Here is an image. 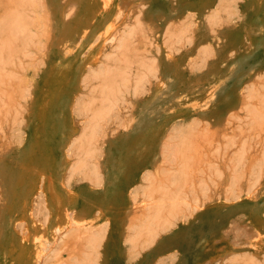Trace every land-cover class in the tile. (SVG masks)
<instances>
[{
	"label": "rangeland",
	"instance_id": "obj_1",
	"mask_svg": "<svg viewBox=\"0 0 264 264\" xmlns=\"http://www.w3.org/2000/svg\"><path fill=\"white\" fill-rule=\"evenodd\" d=\"M123 48L132 51L125 55ZM262 96L264 0H0V264H20L34 254H40L38 264H66L75 235L91 236L92 245L70 264H264ZM257 119L260 136L255 131L248 139ZM211 131L216 155L204 160L187 189L202 207L167 204L163 211L179 214L161 230L151 224L156 208L149 209L146 223L135 222L121 238L104 219L113 212L99 214L86 227L73 220L72 213L91 195L126 196L129 183L143 193L146 181H178V152L194 132ZM136 136L150 139L145 146L155 154L147 173L127 178L120 170L125 156L120 145ZM38 143L52 154L53 182L72 208L68 229L50 227L44 191L31 211L12 209V175L26 169L21 154ZM248 186L256 189L250 197Z\"/></svg>",
	"mask_w": 264,
	"mask_h": 264
},
{
	"label": "bare ground",
	"instance_id": "obj_2",
	"mask_svg": "<svg viewBox=\"0 0 264 264\" xmlns=\"http://www.w3.org/2000/svg\"><path fill=\"white\" fill-rule=\"evenodd\" d=\"M209 1H214V0H209ZM142 4V3H141ZM107 5V4H106ZM107 7H108V5H107ZM222 9V8H221ZM73 10V9H72ZM131 10V9H130ZM215 10H216V8H215ZM130 12V11H129ZM130 14H132V12L130 13ZM140 14H141V11H140ZM70 15H71V13H70ZM188 15H189V13H188ZM134 16H135V14H134ZM138 16H140V15H138ZM137 16V17H138ZM185 16V15H184ZM192 16V15H191ZM129 17V16H128ZM128 17H127V19H128ZM141 17V16H140ZM190 17V16H189ZM134 18V17H133ZM76 19V18H75ZM210 19V18H209ZM213 19V18H212ZM135 20V19H134ZM218 20V19H217ZM131 22V21H130ZM208 22V21H207ZM90 23V22H89ZM169 23V22H168ZM91 24V23H90ZM129 24V23H128ZM128 24H127V26H128ZM142 24V23H141ZM126 25V24H125ZM133 25V24H132ZM111 26V25H110ZM123 26H124V24H123ZM141 26V25H140ZM86 27V24H84V26L82 27V29L81 30H83L84 28ZM126 27V26H125ZM166 27H167V25H166ZM187 27V26H186ZM128 28H130V27H128ZM144 28H145V26H144ZM180 28V27H179ZM107 29V28H106ZM110 29V28H109ZM123 29V28H122ZM166 29V28H165ZM80 30V31H81ZM108 30V29H107ZM142 30H144L143 28H142ZM109 31V30H108ZM120 31V30H119ZM122 31V30H121ZM123 31H124V29H123ZM147 31H149L148 30V27H147ZM151 31V30H150ZM242 31H243V35H246L248 32H246V30L245 29H242ZM79 32V31H78ZM178 32V31H177ZM186 32V31H185ZM188 32V31H187ZM157 33V32H156ZM165 33H166V30H165ZM168 33H169V31H168ZM180 33H181V31H180ZM114 34V33H113ZM125 34V33H124ZM127 35H128V33H126ZM178 34V33H177ZM176 34V35H177ZM99 35V34H98ZM130 35V34H129ZM132 35V34H131ZM165 35V34H164ZM169 35V34H168ZM167 35V36H168ZM175 35V36H176ZM125 36V35H124ZM156 36H157V34H156ZM166 36V35H165ZM170 37H171V32H170V35H169ZM182 36V35H181ZM122 37V36H121ZM129 37V36H128ZM130 37H132V36H130ZM130 37H129V39H130ZM136 37V36H135ZM158 37V36H157ZM133 38V37H132ZM153 38V37H152ZM118 39V38H117ZM122 39V38H121ZM123 39H128V38H123ZM134 39V38H133ZM188 39V38H187ZM113 40H114V38H113ZM142 40H143V38H142ZM189 40V39H188ZM79 41V40H78ZM116 41H118V40H116ZM119 41H121V40H119ZM132 41V40H131ZM131 41H129V42H131ZM134 41H135V39H134ZM154 41V40H153ZM237 41H242V38H239ZM114 42V41H113ZM125 42V41H124ZM128 41H126V44H128L127 43ZM140 42H142V41H140ZM117 43V42H116ZM168 43V42H167ZM167 43H166V45H167ZM111 44H112V42H111ZM119 44V43H118ZM171 44V43H170ZM172 44H175V43H172ZM172 44H171V46H172ZM122 45V44H121ZM123 45H125V44H123ZM122 45V46H123ZM130 46H131V44H130ZM170 46V47H171ZM126 47H127V45H126ZM167 47V46H166ZM165 47V48H166ZM173 47V46H172ZM171 47V48H172ZM229 47H230V45H229ZM112 48V47H111ZM111 48H110V50H111ZM114 48V47H113ZM115 48H116V46H115ZM128 48V47H127ZM126 48V49H127ZM169 48V47H168ZM107 49V48H106ZM119 49V48H118ZM120 49H122L121 47H120ZM119 49V50H120ZM125 48H123V50L122 51H125L124 53H125V55H127L126 54V49L124 50ZM170 49V48H169ZM169 49H166V50H169ZM113 50H116V49H113ZM128 50V49H127ZM101 52H102V50H100ZM129 52L130 51H132V50H128ZM171 51V50H170ZM170 51H168L169 53H170ZM118 53H119V51H117ZM123 53V52H122ZM123 53V54H124ZM128 53V52H127ZM134 53H136L135 52V50H134ZM107 54H108V52H107ZM110 54V53H109ZM115 54V53H114ZM113 54V55H114ZM120 54V53H119ZM137 54V53H136ZM135 54V55H136ZM174 54H176L175 52H174ZM3 55V54H2ZM103 55V54H102ZM111 55H112V52H111ZM118 54H115L113 57H117L116 59H118V56H117ZM122 55V54H121ZM129 55V54H128ZM133 55V54H132ZM138 55V54H137ZM136 55V56H137ZM167 56L169 55L168 53L166 54ZM172 55V54H171ZM4 56V55H3ZM120 56V55H119ZM135 56V57H136ZM142 56V55H141ZM104 57H107V55H104ZM104 57L102 58V59H104ZM138 58H139V56H137ZM143 57V56H142ZM166 57V56H165ZM169 57H170V55H169ZM168 57V58H169ZM101 58V57H100ZM124 58H126L125 56H124ZM127 58L128 59H131V58H129V56H127ZM1 59H5L4 57L3 58H1ZM107 59V58H106ZM105 59V60H106ZM119 59H120V57H119ZM123 59V58H122ZM137 59V58H136ZM141 59V58H140ZM139 59V60H140ZM166 59V58H165ZM169 59H171V58H169ZM152 60V59H151ZM109 61V60H108ZM127 61V60H126ZM145 61V60H144ZM153 61V60H152ZM113 62V61H112ZM134 62V61H133ZM138 62V61H137ZM150 62V61H149ZM2 63V62H1ZM100 63V62H99ZM109 63V62H108ZM128 64H129V60H128V62H127ZM146 63V62H145ZM106 64V63H105ZM144 64V63H143ZM142 64V65H143ZM148 63H146V65H147ZM153 65H155L154 63H152ZM99 65V64H98ZM100 65H102V64H100ZM103 66V65H102ZM123 66H126L125 64L123 65ZM130 66H132V65H130ZM150 66H151V64H150ZM104 67V66H103ZM133 67V66H132ZM153 67V66H152ZM126 68H128V66L126 67ZM125 68V69H126ZM154 68V67H153ZM18 69V68H17ZM103 69V68H102ZM105 69V68H104ZM106 69H110L109 68V66H108V68H106ZM152 69V68H151ZM156 69V68H155ZM111 70V69H110ZM144 70V69H143ZM147 70H148V68H147ZM100 71V70H99ZM108 71V73L110 74V72L111 71H109V70H107ZM127 71V70H126ZM129 71H130V69H129ZM136 71H138V69L136 70ZM136 71H134V73L136 72ZM146 71V70H145ZM104 72V71H103ZM114 73H115V71H113ZM100 73V72H99ZM114 73H112V74H114ZM128 73V72H127ZM97 74H98V71H97ZM102 74V73H101ZM101 74L99 75V76H101ZM104 74H106L105 72H104ZM125 74V73H124ZM103 76V75H102ZM109 76V75H108ZM123 76V75H122ZM124 76H127L126 74L124 75ZM3 77V76H2ZM258 85V84H257ZM15 87V86H14ZM263 94V93H262ZM245 95V94H244ZM246 96V95H245ZM262 97H264V96H262ZM248 98V97H247ZM250 100V99H249ZM260 100V99H259ZM248 101V100H247ZM264 104V103H263ZM9 105H10V103H9ZM251 105V104H250ZM249 105V106H250ZM97 106V105H96ZM243 106V105H242ZM246 106H248L247 104H246ZM248 106V107H249ZM256 106H258V105H256ZM260 107L262 106V105H259ZM245 107V106H244ZM96 108V107H95ZM243 108V107H242ZM241 108V109H242ZM108 109V108H107ZM240 109V110H241ZM245 109V108H244ZM243 109V110H244ZM256 109V107L254 108V110ZM51 110V109H50ZM54 110V109H53ZM84 110V109H83ZM239 110V109H238ZM239 110V111H240ZM242 110V111H243ZM246 110H248V109H246ZM257 110V109H256ZM260 111H261V109H260ZM259 111V112H260ZM264 111V110H263ZM96 112V111H95ZM233 113V112H232ZM246 113V112H245ZM261 113V112H260ZM264 113V112H263ZM262 113V114H263ZM96 114V113H95ZM101 114H102V112H101ZM104 114V113H103ZM230 114H231V112H230ZM246 114H250V113H246ZM81 115V114H80ZM92 115V114H91ZM236 115V114H235ZM235 115H233V116H235ZM259 115V114H258ZM258 115H257V117H258ZM102 116V115H101ZM100 116V117H101ZM106 116H109V115H106ZM231 116H232V114H231ZM230 116V117H231ZM254 116V115H253ZM264 116V115H263ZM237 117V116H236ZM235 117V118H236ZM242 116H240V120H242V118H241ZM245 117V116H244ZM251 117V116H250ZM234 118V119H235ZM246 118H247V116H246ZM246 118H243V119H246ZM248 118H249V116H248ZM251 118H253V117H251ZM264 118V117H263ZM263 118H262V120H263ZM239 119V118H238ZM237 119V121H239ZM227 120V119H226ZM225 120V121H226ZM252 120V119H251ZM258 120V119H257ZM228 121H230V120H228ZM259 121V120H258ZM252 122L251 124L253 125V123H254V126H251V125H249V128H248V135H246V137L248 138H251L252 136H253V133H256L255 131H257L258 132V130L260 129L259 127H261V122L259 121V122ZM241 122V121H240ZM232 123V122H231ZM246 123V122H245ZM228 124V123H227ZM237 124H239V123H237ZM243 124V123H242ZM247 124V123H246ZM256 124V125H255ZM263 124V123H262ZM90 125V124H89ZM224 125H225V122H224ZM230 125V124H229ZM228 125V126H229ZM241 126V125H240ZM247 126V125H246ZM225 127H226V125H225ZM209 128V127H208ZM242 128V127H241ZM262 128V127H261ZM239 129H240V127H239ZM231 130V129H230ZM237 130H238V128H237ZM212 131H214V130H212ZM212 131L210 132V133H203V132H198L197 134H195L196 132H194L193 134H191L189 137H188V139L186 140V143H185V145L183 146V148L181 149V151H179L178 152V156H179V164L176 166V167H174L175 168V171H176V168H178V166H180L181 168L178 170L179 172H177V174H180V177H178V176H176V173H175V175H171V176H176V177H178L179 178V180L178 179H176V180H178V181H175L174 180V183H173V178L171 179L170 177H166L165 179H163L161 182H158V181H155L156 183H154V182H147L146 181V183H148V184H145L146 186H145V192H143V193H140V192H138V187H136L135 185H132L131 183H129L128 185H129V191H128V195H126V196H124V195H121V194H117L116 192L113 194V193H111V196H107V194H104V195H91L92 197H91V199H89V200H87V202H85L80 208H78L75 212H73L72 213V215H73V220L74 221H76V223H78L79 225H80V227L81 226H84V227H86L85 225H87L88 223H89V225L90 224H92L93 223V221L96 219V218H98V217H100L99 216V214L103 217L104 215H103V213H112L113 212V214L114 215H111V216H109V215H105L104 216V219L107 221V224L108 223H110V225H111V228H110V231L112 232V233H115V235H118L119 236V238H121L123 235H127V234H125L126 233V228L127 229H130V228H132L133 227V225L135 224V222L136 223H138V224H142V223H146L145 221V219H147L146 218V213L148 212L147 210H149V209H154V208H156V217L154 218V219H151L152 221H154V223H151L152 224V226H153V224L155 225V229L157 228V230L158 229H160L161 227H163V225H166V224H168V222H169V220H171V219H173V218H175L179 213H170L169 212V210H166V211H163V209H164V207H167V204H174V203H180V204H182V205H184V206H191L192 208H195V207H202L199 203V200L198 199H194V198H192L190 195H189V192H188V187H189V185H190V183H192L193 182V176H195L198 172H199V170H200V168L202 167V165L204 166L205 165V162H204V160H208V159H212V157H213V155H216V154H213L215 151L213 150V147H214V144L216 143V140H215V136H214V133H212ZM261 131V130H260ZM122 132H123V130H122ZM235 132V131H234ZM236 134H238V133H236ZM241 134H244V132L242 133L241 132ZM257 134V133H256ZM255 134V135H256ZM259 134V135H258ZM258 134H257V136H260V133L258 132ZM218 135V134H217ZM222 135V134H221ZM221 135H220V137H221ZM223 135H224V133H223ZM235 135V134H234ZM234 135H232L231 137L233 138V136ZM229 136V135H228ZM238 136V135H237ZM237 136H236V138H237ZM235 137V136H234ZM52 138V135H48L47 136V139H51ZM225 138H226V136H225ZM246 138V139H247ZM248 138V139H249ZM258 138H260V137H258ZM264 138V137H263ZM220 139H223V136H222V138H220ZM230 140H231V138H229ZM238 139V138H237ZM251 140V139H250ZM252 140H254L253 138H252ZM260 140V139H259ZM131 141V142H130ZM144 141V142H143ZM142 141V139L141 138H139V137H133V138H131V137H128V140H127V143H128V145L125 147L124 146V144H123V142H122V144L120 145V148H122L121 149V151H123L124 152V154H125V156H124V160H123V163H122V165L120 166V170L121 171H123V174H125V176L127 177V178H130V177H134L137 173H140V172H143L144 174L145 173H147L148 171H149V169L150 168H152L151 167V162H152V160H153V158H154V154H155V152L153 151L152 152V150H149V149H146L147 148V146H145L149 141H150V139L148 140H146L145 138H144V140ZM224 141V140H223ZM228 141V140H227ZM234 141H236V140H234ZM245 140L243 139V142H244ZM263 141H264V139H263ZM263 141H261L260 140V143H263ZM233 142V141H232ZM237 142V141H236ZM251 142V141H250ZM227 143V144H226ZM224 145H222V147L223 146H227L229 143L228 142H226ZM235 143V142H234ZM245 143H247V142H245ZM90 144H92L91 142H90ZM142 144H144V145H142ZM219 144V146H220V143H218ZM236 144V143H235ZM238 144V143H237ZM231 145H233V146H235L234 144H231ZM240 145L242 146V149H244V147H246V146H244V143H240ZM246 145V144H245ZM257 145V144H256ZM255 145V146H256ZM144 146V147H143ZM249 146V145H248ZM264 146V145H263ZM90 147H91V145H90ZM229 147H231V146H229ZM226 148V149H230V148ZM216 148H218L217 146H216ZM216 148L214 147V149L216 150ZM220 149H221V146H220ZM223 149H225V148H223ZM222 149V150H223ZM226 149L224 150V151H226ZM238 149V148H237ZM242 149H241V147H239V150H241L240 152H242ZM238 150V151H239ZM246 149H244V151H245ZM247 150H249V149H247ZM230 151V150H229ZM223 152V151H222ZM228 152V151H227ZM231 152H233V151H231ZM245 152H247V151H245ZM245 152H242V153H245ZM249 152V151H248ZM262 152V151H261ZM236 153H237V150H236ZM239 153V152H238ZM242 153L241 154H239L240 155V157H241V155H242ZM84 155L86 154L85 152L83 153ZM217 154H218V156L220 155V152H217ZM246 154V153H245ZM244 154V155H245ZM261 155L263 154V153H260ZM22 155V159H23V161H25L26 163H28V164H25L23 167H26V169H23L21 172H20V174H18V175H12L13 177H15L13 180H12V183H11V187L14 189V191L12 192V195H11V199L12 200H10L11 201V206H13L12 207V209H14V208H17V209H24L25 211L26 210H29V211H31V209L33 208V204L36 202V200H37V198H38V193H39V191L41 190V191H44L45 193H46V195L48 196V210H49V213H50V227L51 228H56L57 227V229H59V230H61V229H63V227H66V229H68V227H69V225H68V221L70 220L69 218H70V213H69V211H72V208L71 207H68V205H67V203L64 201V199L62 198V196H61V194L59 193V190H58V188H56V185L54 184V182H53V177H52V174H53V172H55V170H54V166H53V163H54V161H53V158H52V154L50 153V151H49V149H48V147H47V145H45V144H40V143H38V144H36V145H34L31 149H30V151H24V153H22L21 154ZM90 155V154H89ZM231 154H229V156H230ZM234 155H235V153H234ZM238 155V154H237ZM236 155V156H237ZM264 155V154H263ZM87 156H88V154H87ZM226 156V155H225ZM224 156V157H225ZM233 156V155H232ZM221 157H223V156H221ZM224 157L222 158V159H224ZM246 157V156H245ZM254 157V156H253ZM263 157V156H262ZM94 158V157H93ZM218 158V157H217ZM228 158V157H227ZM230 158H231V156H230ZM242 158V157H241ZM264 158V157H263ZM215 159H216V157H215ZM221 159V160H222ZM56 160V159H55ZM217 160H219V159H217ZM226 160V159H225ZM260 160H261V158H260ZM78 161V160H77ZM227 161V160H226ZM222 163H223V160L221 161ZM225 162V161H224ZM229 162V161H228ZM227 162V163H228ZM257 162V161H256ZM215 164H217V163H215ZM214 164V165H215ZM244 164V163H243ZM166 165V164H165ZM164 165V166H165ZM210 165V164H209ZM226 165V164H225ZM233 165V164H232ZM253 165V164H252ZM56 166V165H55ZM163 166V167H164ZM171 166V165H170ZM212 167H214L213 165H211ZM255 166V165H254ZM253 166V167H254ZM168 167V166H167ZM208 167V166H207ZM212 167H211V169H212ZM224 167V166H223ZM59 168V167H58ZM161 168H162V166H161ZM160 168V169H161ZM208 168H210V167H208ZM233 168V167H232ZM156 170L157 169V166L155 167V166H153V170ZM165 169V168H164ZM169 169H173V166H172V168H169ZM168 169V170H169ZM211 169H209V170H211ZM251 169V168H250ZM162 170V169H161ZM168 170H166V172H169ZM208 170V169H207ZM206 170V171H207ZM209 170H208V172H209ZM165 171V170H164ZM254 171V170H253ZM94 172V171H93ZM172 172V171H171ZM212 172V171H211ZM246 172V171H245ZM96 173H97V171H96ZM159 173V172H158ZM164 173V172H163ZM162 173V174H163ZM142 174V173H141ZM160 174V173H159ZM161 174V175H162ZM57 175V174H56ZM143 175V174H142ZM150 175V174H149ZM153 175V174H152ZM166 176H167V173L165 174ZM169 175V174H168ZM214 175V174H213ZM246 175V173L244 174V176ZM58 176V175H57ZM144 176V175H143ZM147 176V175H146ZM206 176H208V175H206ZM212 178H208V179H210V182H211V179H212V181H213V179H214V176H212V175H210ZM251 176V175H250ZM249 176V177H250ZM150 177V176H149ZM156 177V176H155ZM165 177V176H164ZM163 177V178H164ZM201 177V176H200ZM204 177V176H203ZM143 178V177H142ZM160 178V177H159ZM162 178V177H161ZM207 178V177H206ZM241 178V177H240ZM244 178V177H243ZM58 178H56V180H57ZM148 179V178H147ZM146 179V180H147ZM153 179H154V176H153ZM207 179V180H208ZM259 179V178H258ZM258 179H256V180H258ZM143 180H145V178L143 179ZM152 180V179H151ZM150 180V181H151ZM156 180V179H155ZM240 180H242V179H240ZM240 180H238V182L240 181ZM247 180V179H246ZM255 179H253V181H256ZM261 180V179H260ZM128 181V180H127ZM153 181V180H152ZM249 181H251V180H249ZM248 181V182H249ZM259 181V180H258ZM44 182V183H43ZM145 182V181H144ZM207 182V181H206ZM102 183V182H101ZM257 183V182H256ZM255 182H254V184H256ZM252 184H253V182H252ZM252 184H251V186H252ZM258 184H259V182H258ZM258 184H256V186H255V188L256 187H258V189H259V185ZM61 185V184H60ZM238 185H240V183L238 184ZM247 185V184H246ZM261 185V184H260ZM101 186V185H100ZM99 186V187H100ZM103 186V185H102ZM101 186V187H102ZM143 186V185H142ZM207 186V185H206ZM222 186V185H221ZM251 186H248V191L246 192L247 194H249V192H252V190H254L255 188L254 187H251ZM209 187V186H208ZM220 187V186H219ZM203 188H204V185H203ZM242 188V187H241ZM101 189H103V188H101ZM69 190V189H68ZM208 190V192H210V190L209 189H207ZM216 190V189H215ZM256 190V189H255ZM202 191V190H201ZM206 190H204L203 191V193L205 192ZM240 192H242V191H240ZM245 192V191H244ZM258 192V191H257ZM64 193H65V191H64ZM206 193V192H205ZM204 193V194H205ZM214 193H215V191H214ZM226 193V192H225ZM237 193H239V192H237ZM243 193V192H242ZM263 193H264V191H263ZM210 194V193H209ZM262 194V193H261ZM202 195V194H201ZM259 195V194H258ZM247 196V195H246ZM252 196V195H251ZM215 197V196H214ZM238 197H241L240 196V194H238ZM249 197H250V194H249ZM254 197V196H253ZM209 198V197H208ZM237 198V197H236ZM246 198V197H245ZM249 199V198H248ZM236 200H238V199H236ZM250 200V199H249ZM251 200H253V199H251ZM255 200V199H254ZM256 200H258V199H256ZM255 200V201H256ZM204 201V200H203ZM226 202H229V200L228 201H226ZM161 207V209H159V208H157V207ZM173 206V205H172ZM167 208H169V207H167ZM159 209V210H158ZM103 210H107L108 212H106V211H103ZM154 211V210H153ZM152 211V212H153ZM158 213V214H157ZM152 214V213H151ZM116 216V217H115ZM148 216H150V215H148ZM97 220V219H96ZM115 220H117V221H115ZM150 220V219H149ZM151 222V221H150ZM149 222V223H150ZM148 223V222H147ZM66 225V226H65ZM71 225H73V224H71ZM78 225V226H79ZM103 225V224H102ZM147 226H148V224H146ZM145 225V226H146ZM76 226V225H75ZM137 227H138V225H136ZM144 226V225H143ZM144 226V227H145ZM72 227H74V226H72ZM89 227V226H88ZM98 226H96V229H98L97 228ZM100 227V226H99ZM91 228H93V227H91ZM94 228H95V226H94ZM105 228V227H104ZM139 228V227H138ZM146 228V227H145ZM148 228H150V226L148 227ZM148 228H146V229H148ZM72 229V228H71ZM85 229V228H84ZM83 229V230H84ZM100 229V228H99ZM134 229V228H133ZM135 229H137V228H135ZM150 229H152V228H150ZM75 230V229H74ZM87 230V229H86ZM102 230V229H101ZM100 230V231H101ZM140 230V229H139ZM142 231H143V228L141 229ZM140 230V231H141ZM161 230V229H160ZM244 230V229H243ZM242 230V231H243ZM64 231H65V229H64ZM96 231V230H95ZM99 231V232H100ZM145 231V230H144ZM148 231V230H147ZM153 231H155V230H153ZM163 231V230H162ZM102 232V231H101ZM100 232V234H102ZM138 232V231H137ZM150 232V234L152 235V233H154V232H152L151 230L149 231ZM152 232V233H151ZM156 232V231H155ZM164 232V231H163ZM243 232H245V234H246V229L243 231ZM64 233V232H63ZM85 233V232H84ZM140 233V232H139ZM146 233V232H145ZM251 233V232H250ZM254 232H252V235H254L253 234ZM86 234V233H85ZM96 234H97V232H96ZM148 234L149 233H147L146 235L148 236ZM149 234V235H150ZM245 234H243V235H245ZM72 235V234H71ZM88 235V234H87ZM94 235H95V233H94ZM106 235V234H105ZM155 235V234H154ZM157 235V234H156ZM251 234H248V236H250ZM251 235V236H252ZM250 236V237H251ZM98 237V236H97ZM134 237H135V235H134ZM137 237H138V235H137ZM146 236H144V240L146 239L147 240V238H145ZM150 237V236H149ZM239 237V236H238ZM240 237H241V235H240ZM94 238V237H93ZM125 238V237H124ZM142 238V237H141ZM153 238V237H152ZM155 238V237H154ZM157 238V237H156ZM95 239V238H94ZM93 239V240H94ZM128 239V238H127ZM131 239V238H130ZM136 239V238H135ZM138 240L140 239V238H137ZM95 240H97V239H95ZM103 240V239H102ZM145 240V241H146ZM133 241H134V238H133ZM136 241V240H135ZM144 241V242H145ZM155 240H153V242H154ZM86 242H87V244H86ZM91 242H92V238H91V236L89 237V239H87L86 237H82V235H75V236H73L71 239H70V241H69V243H68V257H66L67 258V260L65 261V263L66 264H70V262L74 259V258H77V257H80L81 256V254H82V250H83V248L84 249H87V247L89 246V245H92L91 244ZM127 242V241H126ZM130 242H132V240H130ZM142 242V241H141ZM55 243V242H54ZM128 243V242H127ZM127 243H125V244H127ZM132 243H134V242H132ZM131 243V244H132ZM143 243V242H142ZM142 243H140L139 242V244H141V246H142ZM148 243V242H147ZM89 244V245H88ZM99 244V243H98ZM97 244V245H98ZM102 244V243H101ZM124 244V243H123ZM129 244V243H128ZM130 244V245H131ZM133 245V244H132ZM138 245V244H137ZM136 245V246H137ZM86 246V247H85ZM96 246V245H95ZM146 246V245H145ZM91 247V246H90ZM100 247V246H99ZM132 247H135L134 245L132 246ZM151 247V246H150ZM92 248V247H91ZM141 248V247H140ZM145 248V247H144ZM99 249V248H98ZM149 249V248H148ZM95 250V249H94ZM87 251V250H86ZM129 251V250H128ZM138 251V250H137ZM141 251V250H140ZM62 252V251H61ZM85 252V251H84ZM92 252H93V250H92ZM91 252V253H92ZM96 251H94V253H95ZM135 252V251H134ZM133 252V253H134ZM89 253V252H88ZM131 253V252H130ZM135 254V253H134ZM83 255V254H82ZM84 255H86V254H84ZM133 255V254H132ZM92 256V255H91ZM97 257H95V258H98V255H96ZM59 257V256H58ZM84 257V256H83ZM87 258H88V255L86 256ZM89 257H90V255H89ZM132 257V256H131ZM55 258V257H54ZM53 258V259H54ZM91 258V257H90ZM92 258H94V257H92ZM129 258V257H128ZM64 259V258H63ZM85 259V258H84ZM89 259V258H88ZM134 259H137V256H136V258L134 257ZM56 260V259H55ZM90 260V259H89ZM93 260H95V259H93ZM40 261H41V258H40V254H34V255H29V257H27V258H25L23 261H21L20 262V264H38V263H40ZM60 261V260H59ZM79 260H77L76 259V263L78 262ZM83 261V260H82ZM96 262H97V260H95ZM95 261H93V262H95ZM132 261V260H131ZM75 262V261H74ZM80 262V261H79ZM87 262H88V260H87ZM95 262V263H96ZM133 262H135V261H133ZM42 263V262H41ZM57 263V262H56ZM64 262H62V264H63ZM90 263V262H89ZM88 263V264H89ZM98 263V262H97ZM53 264V263H52ZM80 264V263H79ZM83 264V263H82ZM93 264V263H92ZM99 264V263H98Z\"/></svg>",
	"mask_w": 264,
	"mask_h": 264
}]
</instances>
